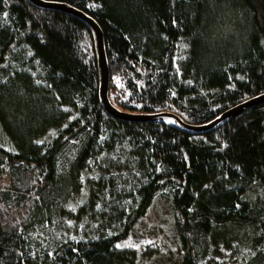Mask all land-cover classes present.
I'll use <instances>...</instances> for the list:
<instances>
[{
	"label": "trees",
	"instance_id": "1",
	"mask_svg": "<svg viewBox=\"0 0 264 264\" xmlns=\"http://www.w3.org/2000/svg\"><path fill=\"white\" fill-rule=\"evenodd\" d=\"M44 1L97 22L124 114L202 126L264 95V0ZM160 195L180 264H264V103L204 135L115 118L90 29L0 0V264H152L124 243Z\"/></svg>",
	"mask_w": 264,
	"mask_h": 264
},
{
	"label": "water",
	"instance_id": "2",
	"mask_svg": "<svg viewBox=\"0 0 264 264\" xmlns=\"http://www.w3.org/2000/svg\"><path fill=\"white\" fill-rule=\"evenodd\" d=\"M27 1L31 3L34 7L39 8L41 10L57 11L70 15L84 23L90 29L94 38L95 50L98 59L101 104L105 111H107V113H109L115 118L125 121H171L173 123V126L181 132L191 135H204L219 129L227 122L238 117L240 114L247 111L248 109L264 103L263 95L227 111L214 121L202 126H192L186 124L184 121H182L180 117L171 113H162L158 115H151L148 117H136L124 114L111 105L108 97L110 74L105 54L104 35L97 22L85 12L65 4L50 3L44 0Z\"/></svg>",
	"mask_w": 264,
	"mask_h": 264
},
{
	"label": "rangeland",
	"instance_id": "3",
	"mask_svg": "<svg viewBox=\"0 0 264 264\" xmlns=\"http://www.w3.org/2000/svg\"><path fill=\"white\" fill-rule=\"evenodd\" d=\"M147 245L159 246L165 253L160 259L154 260L152 264H180V254L173 227V214L168 199L162 195L156 199L147 217L137 224L131 238L124 243V246L135 248ZM245 255L247 256L246 253ZM224 256L231 263L236 260L233 254L224 253ZM218 259L222 260V258ZM242 259V256L239 255L238 262L241 263ZM214 261L217 264L216 260Z\"/></svg>",
	"mask_w": 264,
	"mask_h": 264
},
{
	"label": "snow or ice",
	"instance_id": "4",
	"mask_svg": "<svg viewBox=\"0 0 264 264\" xmlns=\"http://www.w3.org/2000/svg\"><path fill=\"white\" fill-rule=\"evenodd\" d=\"M117 247H119V245H117Z\"/></svg>",
	"mask_w": 264,
	"mask_h": 264
}]
</instances>
